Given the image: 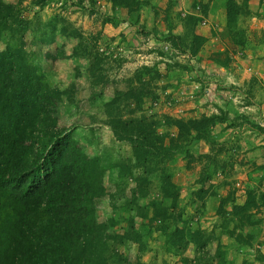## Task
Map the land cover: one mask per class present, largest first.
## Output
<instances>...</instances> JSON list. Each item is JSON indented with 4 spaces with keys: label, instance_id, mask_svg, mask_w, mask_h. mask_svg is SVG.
Returning a JSON list of instances; mask_svg holds the SVG:
<instances>
[{
    "label": "trees",
    "instance_id": "obj_1",
    "mask_svg": "<svg viewBox=\"0 0 264 264\" xmlns=\"http://www.w3.org/2000/svg\"><path fill=\"white\" fill-rule=\"evenodd\" d=\"M26 1L29 0L8 4L0 0V43L4 44L0 50V264H122L127 259L116 248L130 243L141 252L147 248L144 238L152 233L161 237L155 254L159 251L179 258L180 264H232L220 253L219 239L225 235L240 248L252 245L253 231L263 222L256 216L264 207V193L258 192L257 197L255 191L249 190L243 204L231 207L226 222L233 224L232 230L227 228V223L218 227L219 236L215 231L192 229L179 206V189L166 166L179 152L193 159L190 147L198 142L210 144L212 130L218 125L239 127V116L235 114L231 118L227 106V110L218 109V114L198 119L164 117V124L177 130L175 138L167 139L158 133V121L140 114L144 100L157 99L154 82L160 78L157 68H144L128 81L126 91L114 92L100 109L102 124L109 128L116 142L129 148V157L114 162L106 160L107 156L89 158L76 128L56 130L58 106L72 95L73 86L63 90L51 83L26 53L23 40L28 33L40 44L51 45L57 31L55 25L39 22L31 29V22L22 16L20 9ZM30 1L40 6L46 2ZM109 1L113 9L125 10L127 19H134V25L139 23L141 9L150 3V0ZM166 1L169 6L174 4L173 0ZM199 8L206 12V6ZM225 10L232 39L239 45L246 44V33L237 26L239 17L247 15L245 6L225 0ZM165 15L171 23L170 30L179 23L188 34L189 42L171 34L173 45L183 46L191 56H196L205 43L194 32L199 19L173 13L169 8ZM62 23L65 22L60 20ZM65 25L57 34L63 39H77L71 57L75 62L79 58L87 60L84 72L76 64L75 78L85 77L93 89L102 88L107 82L100 66L103 57L87 48L79 33ZM180 69L191 70L189 66ZM148 74L152 76L145 78ZM97 98L92 92L90 103L95 105ZM90 119L95 121L94 115ZM255 127L261 130L260 126ZM95 132L90 127L89 136H82L88 143H95ZM213 162L218 165L217 161ZM106 172L114 182V191L107 194L113 215L99 222L95 202L106 195L103 187ZM209 187L198 181L190 200L198 203L197 206L205 205L208 196H216L214 186ZM206 189L211 191L204 198ZM223 203L220 200L219 205ZM119 224H125L123 232L114 234L110 228ZM244 228L252 231L247 237L241 234ZM214 241L216 248L211 254L207 247ZM110 242L114 244L111 250ZM189 246L194 248L192 259L185 256ZM109 250L112 253L107 256ZM135 264L147 263L138 259Z\"/></svg>",
    "mask_w": 264,
    "mask_h": 264
},
{
    "label": "rangeland",
    "instance_id": "obj_2",
    "mask_svg": "<svg viewBox=\"0 0 264 264\" xmlns=\"http://www.w3.org/2000/svg\"><path fill=\"white\" fill-rule=\"evenodd\" d=\"M4 1L8 4H16V0ZM173 1L174 4L171 3L169 6L166 0H150L149 6L155 8V14L153 19L152 17L146 19L148 22L146 27L148 29H145L143 27L144 25L139 23L134 25V19L130 21L124 18L122 10L113 9L109 0H94L93 3L89 0H81V2L80 0H46L43 6L34 4L33 1L29 0L22 4L20 7L22 16L31 22V29L36 25V22H39L43 25H48L47 23H50V26L55 25L57 30L56 34H54V43L51 45L40 44L28 33L23 40L26 53L31 55L35 64L42 69L51 83L59 86L63 90L73 86L72 95L70 94L68 97H65L58 106L56 130L64 132L71 129L74 124L87 122V116H82V113L89 114L88 112L94 115L96 125L98 120L101 121L102 111L100 109L102 110L103 103L108 101L114 92L126 91L128 89V81L136 78V75L144 68H157L160 72V78L154 82L157 88L155 90L156 94H158L157 99L144 100L140 114L158 121L159 127L157 131L160 134L166 135L167 139L175 138L177 130L175 127L166 126L163 120L164 117L186 121L191 118L198 119L204 115L218 114V109L211 112L212 106L210 110L205 108L207 105L214 104L211 101H214L215 93L218 91L215 90L213 92L216 84L213 80V74L218 76V72L215 71L216 68L211 70L212 64H209L208 61H213L212 63H215L217 66L224 67V65H227L228 53L216 52L211 54L205 60V63H207L204 69H202V72H207L208 74L196 75V80L198 81L190 77L191 79L188 82H186L188 79L184 76L182 83L184 85L182 87L183 94L181 98L180 95L173 94L177 93V91L174 92V86L170 82L173 78L180 77V73H182L180 68L187 67L189 64V67H191L192 62H187L189 60L188 58L206 54L208 50L207 45L204 43L199 53L196 56H191L190 52L185 50L183 46L177 48L173 45L172 41L174 39L172 40L171 38L174 35L171 34H176L178 31L170 30L171 23H169L165 13L168 8L173 9V13H183L177 10L178 5H176L175 0ZM198 5L201 6V3L194 2V6L189 5L187 9L192 7L190 9L194 8V12L196 11L198 13L201 10L197 8ZM145 8L147 7L141 9L143 16L146 15ZM123 11L126 12L125 10ZM193 13L187 10L186 16L196 17ZM60 20H63L65 23L60 24ZM240 22L244 27L246 26L250 29L251 22L247 16H243ZM65 24H69V26L76 30V33H79L87 48L93 49V52L103 57L104 62L100 66L104 76L107 78V82L102 88L93 89L85 77L75 78L76 64H78L80 71L84 72L87 60L79 58L75 62L71 57L77 44V39H63L57 34L60 28L66 26ZM240 29L243 30L241 26ZM179 33L176 35L181 36L186 42H189L187 32L185 33L183 31ZM3 49L4 44L0 43V50ZM87 51L89 50L87 49ZM58 53L60 58H58ZM48 54L51 56L50 58H48ZM256 54L263 57L264 49H259ZM62 55L64 57L63 59L61 57ZM151 76V74H148L145 78H150ZM217 78L221 79L222 77ZM165 87L166 89L164 90ZM89 88L99 97L95 105L89 101L91 95V93L88 95ZM260 90V87L255 90L253 95L254 99L258 97L262 98L261 95L263 94ZM219 91L216 93L217 99L221 98L223 101H227L229 95H225L223 92L226 90L222 87ZM238 93L237 91L233 92L235 98L240 96ZM101 95L102 98H100ZM257 95L259 96L257 97ZM193 106L200 108V110L196 111V107L195 109H191ZM78 114L81 115L80 119L76 118ZM254 115L256 113L253 112H248L246 115L245 113L239 114L238 120L240 121H238V125L240 126L232 127L231 130H229V127H225L226 124L216 126L212 130V142L210 144L201 142L200 145L194 144L190 147V152L194 154L193 159L190 160L188 158L189 156H185V153L179 152L175 155L173 161L168 162L166 166L174 182L179 185L184 184L180 188L187 185L186 188L190 186L195 187L198 181H202L203 187L205 188L214 186L212 189L216 196L219 197L217 198V202L218 200H223L224 203L222 205H217L218 203L214 204L210 208L207 205H199L196 209L192 208V210L194 211L193 215H200L206 218H210L213 216L212 213L215 212V215L218 217L216 222L218 227L226 225L228 219L227 214L231 212V207L233 205L243 204L249 190L255 191L257 197L259 196L258 192L264 193V159L262 160V155H259L263 151H255L257 148L264 149V144H261L264 142V139L258 141L259 134H263L264 132V127L260 126L261 128H259L261 130L255 127L258 124L253 119ZM230 117L233 118L234 114L232 113ZM94 129H98L96 130L97 138L101 140V143L103 140L107 142V132H104L102 127L96 126ZM166 142L168 143V140ZM109 146L106 152L111 158L118 160L129 157L130 150L128 148H121L115 143H111ZM213 161H217L218 165H215ZM209 171L211 174H209ZM128 185L129 188L133 187L131 180L128 181ZM103 187L108 195L114 189L109 179L104 180ZM205 191L206 196H203L204 198L209 195L211 189L210 191L209 189ZM154 195V197H157V194ZM185 196L184 194V198H187ZM104 199H107V201ZM95 204L96 216L99 222H104L113 215L109 207L108 197L105 198L103 196L99 198ZM205 206L207 209H205ZM259 211L260 213L256 216V219H263L264 221V207ZM172 213H174V209ZM232 226L233 224L227 223L229 230H232ZM124 227L125 224H119L110 228V230L114 234L122 233ZM189 227L191 226L189 225ZM260 227L261 225L258 226V228ZM145 230L147 231V228ZM250 232H252L251 229L244 228L241 234L247 237V234ZM237 233L238 231L235 232V234ZM238 234L240 235V233ZM219 240L222 242L221 238ZM144 243L149 247L151 254L147 252L148 248L138 252V246H132L130 243L121 247L117 246L118 248L116 249L119 250L118 253L120 252L124 255L123 258L127 259L126 262L128 264H135L138 259L141 262H148V264H175L177 262L176 258L164 255L159 251L158 254H155V250L157 251L159 248L160 239H156V237L150 235L144 239ZM233 243L230 242V245L224 244L222 246L227 248L232 246ZM109 245L111 250L114 244L110 242ZM215 246L216 242L214 241L207 249L209 251L213 249L214 251ZM249 247H252V245ZM251 249L253 254L250 253L251 255L248 256L244 255L243 261L239 257L237 260L230 259L227 254L224 257L227 262L232 264H264L262 260L264 255L260 253V250ZM110 250L107 252V256L109 254L111 255L112 252L110 253ZM192 250V247L189 246L185 252V256H191ZM113 259L117 261V258L113 257Z\"/></svg>",
    "mask_w": 264,
    "mask_h": 264
},
{
    "label": "crops",
    "instance_id": "obj_3",
    "mask_svg": "<svg viewBox=\"0 0 264 264\" xmlns=\"http://www.w3.org/2000/svg\"><path fill=\"white\" fill-rule=\"evenodd\" d=\"M175 2H176V5H178L177 10L180 12L181 11L183 12L182 15H186L187 10L190 13L194 12V8L190 9L192 7L187 9L189 5L194 6V2H199L201 3L202 6H206V12L202 13V10H200L198 13L195 11L193 14H195L196 17L199 19L197 25L195 26L194 32L196 35L205 39V44L207 45L208 50L206 54H201V55H198L197 57L188 58L189 60H187V62L188 61L190 63L192 62L191 64L192 68L189 67L191 68L190 72L186 70H182V73H180V77L173 78V80L170 82L171 85L174 86V87L172 86L175 89L174 92L177 91V93H173V94L174 95L178 94L180 95V98H181V95L183 94L182 87L184 85L182 83H183L184 76L188 79L186 81L188 82L191 78L192 79L195 78L194 80L198 81L196 80V75L201 76V75H205L204 73L208 74L207 72H202V69H204V66L207 63V62L205 63V60L208 59L211 56V54L216 53V52L217 53H220V52L228 53L227 65H224V67L217 66L215 63H212L213 61H208V63L212 64L211 70L216 68L215 71L218 72V76L217 75L215 76V74H213L214 75L213 80L216 82L213 92H215V90H218L216 91V93L220 92L219 90L223 87L224 90H226V91H223L224 94L229 95V98L227 101H223L221 98L217 99V96L215 93L214 101H211V103H214V104L207 105L205 106V108L210 110L212 106L211 112H213V111H216L217 109L227 110V106H229L228 109H230L229 110L230 116L232 115V113L235 116V114L237 113H238L237 115L243 114V113H245L246 115V113L248 112H253V113H256L253 119L256 121V123L259 126L264 127V56L262 57L256 54V52H258L259 49H264V0H234V2L237 5L245 6V11L247 14L246 16L249 18L251 22L250 29H248V27L246 26L244 27V25L240 22L243 16H240L237 22V26L238 27L241 26L243 31L246 32V38H244L246 44L244 45H239L235 43L234 40L232 39L230 30L228 29L227 24H226L225 0H175ZM122 12L124 13V18H127L126 12H124L123 10ZM145 13L146 15L143 16V11H140L139 24L144 25L143 27H145V29H148L146 27L148 24L146 19L149 17H152V19L154 18L155 8L149 6L145 8ZM173 31H178L176 32V34H180L179 32H183V28L181 24L178 23V25H176L173 28ZM174 74L176 73L174 72ZM219 75H223V76H219ZM217 77H220V78L222 77V78L218 79ZM240 87H243V88H240ZM259 87L261 88L260 91L263 94L261 95L262 98H259L258 97L259 95H257L258 98L254 99L253 98L254 92ZM92 91L93 90L89 88L88 95L92 93ZM234 91L239 92L238 95L240 96L235 98L233 95ZM195 107L196 106H193L191 109H195ZM198 110H200V108L196 107V111ZM88 113L89 114L82 113V116L84 117L87 116V119H88L87 122H84V123L81 122L82 124H79L80 123L79 122L77 124H74V126L72 127V128H76L78 137L80 136L83 137V138H80L81 146L85 148V151L88 154L89 158H99V157L107 156V159L105 158L106 160H110L114 162L115 158H111L109 154L106 152V150L110 147L109 145H111V143L113 144L115 143L119 145L121 148L126 149L128 147L114 140L113 135L111 131L109 130V128H107L106 126L102 124L103 117H101L100 118L101 121L98 120L97 124L95 125L96 121H92L90 119L91 116H93V114L91 112H88ZM76 118L80 119L81 115L78 114ZM96 126L102 127V130L104 132L105 131L107 132V135H106L107 142L103 140L101 143V140L97 138L95 143H92V142L88 143L87 140H85L84 136H82V135L89 136L90 127L94 128ZM231 129L232 128H229V130ZM95 134L97 137V132H95L94 135ZM259 135H260L259 136L260 140L258 139V141H261V139H264V133L263 134L261 133ZM196 144L200 145L201 142H198ZM261 144H264V142H262ZM255 151H260V152L263 151L262 153L259 154V155H262L261 157L263 160L264 159V149L257 148ZM110 175L111 174L109 172H106L105 179H110ZM174 183L179 189V201H180L179 205L184 210V213L186 214L189 220V225L191 226V228L192 229L199 228L206 232L215 231V233H218V226L216 225L218 217L215 215V212L212 213L213 216H211L210 218L201 217L200 215H193L194 211L192 210V208L196 209L198 207L197 206L198 203H193L190 200V197H191V193L195 189H197L196 187L197 184L195 187L190 186L186 188L188 186L187 185L183 188H180V186H184V184L179 185L176 182ZM111 184L113 185V188H114L113 181H111ZM113 191L114 189L111 190L110 193H112ZM128 194H129V189H128ZM184 194L186 195L185 197L187 198H184ZM107 197L108 195L106 193L105 198ZM207 198L208 199L205 200L204 204L207 205L208 208H210L211 206L217 203H218L217 205H219L220 200H218L217 202V198H219L218 196H215V197L208 196ZM104 200L107 201V199H104ZM207 207L205 206V209H207ZM205 221H208V222H205ZM263 222L260 224L261 225L260 228H256L253 231L254 241H253L252 247H243V248L237 247L234 241H232L230 238H228L225 235H221V240H222V242H220L221 245H224V244L230 245L229 244L230 242H234L233 245L230 247L225 248L224 246H222L221 248L223 251L222 256H225V254H227V256L230 259L237 260L239 257L243 261L244 255L248 256V255L253 254L251 251L252 250L251 248H254L255 250L257 249L260 250V253L264 255V223ZM151 235H153V237H156V239L161 238L157 233H152ZM216 235L219 236V234H216ZM128 248H131V247H128ZM147 248H148L147 252L150 253L149 247ZM192 249H193L192 255L187 256L190 259L194 257L193 246H192ZM212 251L210 250L211 254L214 253L215 249L213 252ZM222 251L220 252L221 254H222ZM176 259H177L176 263L180 264V262H178L179 258H176ZM143 263L148 264V262H143Z\"/></svg>",
    "mask_w": 264,
    "mask_h": 264
}]
</instances>
